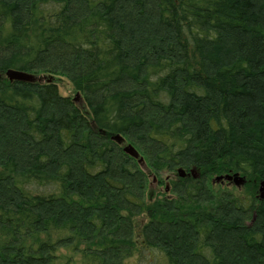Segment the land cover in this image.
<instances>
[{
  "label": "trees",
  "instance_id": "16d2710c",
  "mask_svg": "<svg viewBox=\"0 0 264 264\" xmlns=\"http://www.w3.org/2000/svg\"><path fill=\"white\" fill-rule=\"evenodd\" d=\"M262 183L264 0H0V264H264Z\"/></svg>",
  "mask_w": 264,
  "mask_h": 264
},
{
  "label": "rangeland",
  "instance_id": "374dc122",
  "mask_svg": "<svg viewBox=\"0 0 264 264\" xmlns=\"http://www.w3.org/2000/svg\"><path fill=\"white\" fill-rule=\"evenodd\" d=\"M36 77H34V78L37 80V78H39V77H37V78ZM41 78H43V77H41ZM42 81L46 82V80H44V79ZM59 89H60L59 92L62 96L64 95V96H69L71 98H74V99H76V102L79 104V106L84 107L83 99H81V97L76 94L75 89L72 88V85L67 78L63 77V79L60 81ZM123 145L125 147V146L131 145V144L126 143V141H125ZM140 158H143V161L145 163L144 167H142L141 165L140 166L144 170H148V173L151 176L150 182H149L150 187H149V190L147 191V196H148L147 201H151V202L154 201L157 198V196H159L158 194L162 195L165 193V191L168 194L170 188L172 187L173 182L178 177L182 178L180 176L179 172L177 174H168V173L163 174L162 175L163 183L159 184L157 181V178H155L154 173H151V169L149 170V162H147L146 158L143 157L141 154H140ZM137 160H139V159H137ZM195 176L199 177L198 172L195 173ZM234 176L235 175L231 176L233 178L230 182L228 180H226V178H225L226 176H224V175L221 176V178L224 177L221 181H217V178H220V176H214L209 180V182H210L214 191H220V190H223V188H230V189H232V191L234 190L235 192H237V189H238L239 190L238 192L242 193L245 189V186H246L245 181H247V180H246V178H243L242 176L238 175L239 179L243 180V183L240 185H237L236 181L234 180ZM261 185L262 184H258V191H260ZM260 193L262 194V191H260Z\"/></svg>",
  "mask_w": 264,
  "mask_h": 264
},
{
  "label": "water",
  "instance_id": "95a60500",
  "mask_svg": "<svg viewBox=\"0 0 264 264\" xmlns=\"http://www.w3.org/2000/svg\"><path fill=\"white\" fill-rule=\"evenodd\" d=\"M6 77L11 80V81H25V82H29V80H33V75L31 74H26L24 72H21V71H14V70H8L7 73H6ZM113 140H115L116 142L118 143H123L124 144V140L122 137L120 136H116V137H113ZM124 152H126L129 156H131L132 158L134 157L135 159H139L138 160V163L144 167L145 166V163L143 161V158H140V153L137 152V150L132 146V145H128V146H125L124 147ZM178 172L180 173V176L182 178H185L187 173L184 172V170L182 169H178ZM195 173L196 171L195 170H192L191 174L193 175L194 178H197L195 176ZM224 177H220V178H217V181H221ZM226 180L228 181H231L233 177L231 176H226L225 177ZM234 180L236 181V184L237 185H240L243 183V180L239 179L238 175H235L234 176ZM260 191H262V194L261 196L263 197V194H264V183H262L261 185V189Z\"/></svg>",
  "mask_w": 264,
  "mask_h": 264
}]
</instances>
